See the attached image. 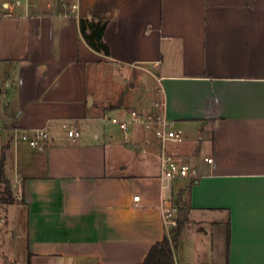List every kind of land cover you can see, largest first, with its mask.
<instances>
[{
    "label": "crops",
    "instance_id": "0c3cea01",
    "mask_svg": "<svg viewBox=\"0 0 264 264\" xmlns=\"http://www.w3.org/2000/svg\"><path fill=\"white\" fill-rule=\"evenodd\" d=\"M67 1L0 0V157L21 192L0 202L17 239L0 264H138L177 205L173 261L157 264H264V0H79L77 16ZM91 14L108 54L80 35ZM130 108L174 120L182 140L164 148L188 175L160 176L163 147ZM14 127L45 128V147Z\"/></svg>",
    "mask_w": 264,
    "mask_h": 264
},
{
    "label": "built area",
    "instance_id": "2783aa9c",
    "mask_svg": "<svg viewBox=\"0 0 264 264\" xmlns=\"http://www.w3.org/2000/svg\"><path fill=\"white\" fill-rule=\"evenodd\" d=\"M64 7V15H67L69 12L73 13L74 15H78L79 9V0H68L67 2L63 3ZM88 18L90 15L87 16ZM161 77H158L157 82L152 86L150 94L148 95L150 102L153 106H159L163 104V86L160 82ZM130 121L132 122H141L145 128H151L152 134L154 138L162 145V149L159 156V163H160V176L165 179H171L176 176H186L189 174L190 167L187 163L179 161L178 158L168 152L164 148V144L169 141H181L182 134L180 129L175 127L174 120L167 119L160 115L151 114L150 112H143L137 110L135 108L129 109ZM103 119L109 120L110 122L118 124V126L123 129L124 131L127 129V121L120 120L116 117L111 116H103ZM0 121H1V114H0ZM68 135L72 137H76L78 135V130L71 127L67 130ZM10 135L13 140L16 137L25 141L28 145L43 149L45 147V140L48 136L47 131L45 128H33L31 130L27 129H18L12 128L10 130ZM126 136V135H125ZM207 161H212V157H206ZM15 199L21 198V192L17 191L14 194ZM138 195H134V199H138ZM174 208L168 207L165 210L164 214V221L167 224L175 225L177 223V219L173 215Z\"/></svg>",
    "mask_w": 264,
    "mask_h": 264
},
{
    "label": "trees",
    "instance_id": "16d2710c",
    "mask_svg": "<svg viewBox=\"0 0 264 264\" xmlns=\"http://www.w3.org/2000/svg\"><path fill=\"white\" fill-rule=\"evenodd\" d=\"M108 20L101 18L95 14H91L88 18L80 16L78 18V25L81 37L94 50L108 54L110 51L109 45L103 39V33L107 26ZM3 156L0 157V202L10 203L15 200L11 192V185L5 177L2 169ZM182 220L178 219L177 223L171 228V234L165 232L162 238L153 243L148 249L145 257L138 264H157L170 263L173 261V250L176 246L178 234L182 227ZM229 233L227 232V240Z\"/></svg>",
    "mask_w": 264,
    "mask_h": 264
},
{
    "label": "rangeland",
    "instance_id": "374dc122",
    "mask_svg": "<svg viewBox=\"0 0 264 264\" xmlns=\"http://www.w3.org/2000/svg\"><path fill=\"white\" fill-rule=\"evenodd\" d=\"M115 78H117V81L119 82V83H121L122 84V86H123V91H122V94L123 95H126V94H124L125 93V91H126V84H127V81H126V79H124V77H115ZM147 82V80H144L143 81V84L145 85V84H147L146 83ZM129 83V82H128ZM128 85V84H127ZM2 84H0V90H1V88H2ZM144 126V125H143ZM2 127V126H1ZM146 130H148V131H152L151 130V128H146ZM9 130H4V134H5V139L3 140V141H1L2 143V146H3V144L7 141V139H8V136H9ZM0 153H1V149H0ZM1 187H2V184L0 183V189H1ZM16 188L15 187H12L11 186V192H12V194L14 195V193H16L17 191L15 190ZM6 215V212H5V210L4 209H2V208H0V245H3L4 247L5 246H8V245H11V243L12 242H14V240L16 239L15 238V236H13V237H8L7 236V233H8V231H9V229H10V225L9 224H7V222H6V219H5V216ZM173 215H174V217L178 220V219H181L182 217H183V213H181V210H180V208H179V206L177 205V208H176V211H174V213H173ZM17 240V239H16ZM212 260H213V262H212V264H224L223 263V254L221 255V254H219V253H217L213 258H212ZM197 264H200L199 262L197 263Z\"/></svg>",
    "mask_w": 264,
    "mask_h": 264
}]
</instances>
